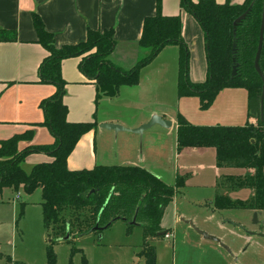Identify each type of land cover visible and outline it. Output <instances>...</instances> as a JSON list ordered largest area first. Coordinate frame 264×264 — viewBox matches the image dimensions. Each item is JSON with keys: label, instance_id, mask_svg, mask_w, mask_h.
<instances>
[{"label": "trees", "instance_id": "obj_1", "mask_svg": "<svg viewBox=\"0 0 264 264\" xmlns=\"http://www.w3.org/2000/svg\"><path fill=\"white\" fill-rule=\"evenodd\" d=\"M263 4L264 0H243L241 3H234L233 0L223 3L180 0L181 9L196 20L204 36L207 68L206 79L200 83H194L189 78L190 55L182 38L180 17L164 16L161 0H156L155 14L143 20L138 44L147 50V56L127 71L108 60L116 44L112 29H88L84 41L56 47L53 35L45 29L41 18L32 13L37 42L47 51V56L38 67V79L55 87L54 93L40 104L43 121L38 125L46 127L54 140L49 145L19 149V142L32 139L33 132L28 130L0 141V192L9 188L16 193L21 190L30 195L40 190L39 204L47 237V264H56L52 248L55 243L68 241L71 236L100 234L119 220L125 222L129 229L140 227L143 230L145 264H154L155 253L149 243L158 234L164 233L160 226L164 210L183 186L180 178L174 185H168L151 171L136 166L96 165L90 169H68L67 158L76 143L83 134L96 127L94 121L71 123L66 119L68 110L63 103L65 82L60 65L69 58H81L80 72L95 83L97 97H114L120 87L137 85L140 68L168 45L179 48L178 98L198 97L199 108L204 111L221 90H246L248 107L245 124L197 126L178 115L176 147L178 151L213 148L217 167L253 171L244 176H223L218 180L213 202L216 209L264 211V118L260 120L263 84L254 69ZM248 8L247 16L234 26L233 22ZM15 39L14 31L0 30V41ZM234 65L236 74L231 77ZM258 65L264 77V30ZM35 153L44 154L50 160L33 165L29 171L24 170L27 157ZM236 189L251 190V197L246 202L231 200L227 191ZM23 209L24 203H21L18 219L22 217Z\"/></svg>", "mask_w": 264, "mask_h": 264}, {"label": "crops", "instance_id": "obj_2", "mask_svg": "<svg viewBox=\"0 0 264 264\" xmlns=\"http://www.w3.org/2000/svg\"><path fill=\"white\" fill-rule=\"evenodd\" d=\"M215 1L223 3L225 0ZM242 1L233 0L234 3ZM155 11L156 0H0V30L14 31L16 35L15 41H0V141L28 130L33 132L32 139L19 142V149L31 145H49L54 140L46 127L38 125L43 121L40 104L54 93L55 87L41 83L38 79V67L47 56V51L37 42L32 13H36L41 18L45 29L53 35L56 47L84 41L88 29H112L116 44L108 60L119 69L127 71L147 56V50L142 49L138 41L144 18L154 15ZM161 13L164 16L178 15L180 17L182 38L190 55L189 78L194 83L203 82L206 79L207 64L204 36L199 24L190 14L181 9L180 0H161ZM178 55V46L164 47L153 60L140 68L138 84L120 87L114 97L102 95L97 97L95 83L86 79L80 72V57L65 59L61 62L60 72L65 82L63 103L68 110L67 121L96 122L94 130L84 135L68 156V169H90L96 165L136 166L151 171L161 179L164 176L161 171V159L165 156L171 157L174 152L173 147L176 148L178 115L197 126H240L246 123L248 95L244 89L221 90L212 105L204 111L199 109L196 97L178 98L176 95ZM123 100L142 108L138 114L125 120L110 117L106 107L102 109L105 104L117 106ZM152 115H159L164 120L170 121L171 126L167 128L157 126L161 130L147 134L149 128L141 135L135 134V136L121 135L119 133L124 131L113 132L99 127L100 124L112 123L124 128H137L148 122ZM156 134L159 136L154 138ZM172 135H174V143ZM138 136H141V143ZM166 137H169L168 141L165 140ZM164 148L165 151L169 149L168 154L165 153L163 157L160 156L162 154H156L157 150L162 151ZM175 157L177 168L191 167L193 178L188 181L189 185L194 184L200 189L209 186L212 193L208 198L196 195L194 201H189L184 193L179 191L169 204L176 203L177 199L184 200L188 204L196 203L202 212L208 213V218L211 220L218 213L221 217L218 221L219 227L225 229L226 220L222 213L226 211H220L213 206L217 182L223 176H244L253 171L245 168H220L215 163V176L211 175L209 181L202 182L201 177L208 164L189 163L187 159L208 157L209 162H213L214 159L216 162L213 148H186ZM48 160L50 158L44 154H31L23 167L28 165L31 168L37 163ZM208 167L212 170L213 166ZM8 189L5 188L0 193ZM19 192L20 198H15L16 200H20L24 195L21 190ZM242 192L244 194L239 198L238 195ZM251 194L249 189L240 193L227 191V195H230L232 199L242 202H246ZM0 201L3 203L2 197ZM247 211L251 216L252 213H256V218L261 214L258 211ZM173 213L174 227L177 229L181 225L183 228V240L179 244L185 255H194L196 259L210 262L215 256L220 258V249H223L219 243L199 235L187 224L189 220L199 230L218 238L226 248L229 257L244 252L240 248L235 250L234 247L229 246L227 236L213 231L215 227L207 223L199 225L197 219L190 215H181L177 211ZM164 214L160 226L164 230V235L165 233L171 235V230L165 228ZM172 234L174 236V233ZM238 236L243 242L250 240V237L243 234ZM160 237L164 236L157 238ZM46 242L45 232V246ZM3 256L0 253V260H3ZM8 258L10 264L15 263L11 256ZM140 260V257L134 256L135 264H138Z\"/></svg>", "mask_w": 264, "mask_h": 264}, {"label": "rangeland", "instance_id": "obj_3", "mask_svg": "<svg viewBox=\"0 0 264 264\" xmlns=\"http://www.w3.org/2000/svg\"><path fill=\"white\" fill-rule=\"evenodd\" d=\"M196 98L198 99L199 107L200 101L198 97ZM105 107L110 113V117H118L124 120L132 118L142 108L126 100L121 101L117 106L105 104L102 109ZM155 126L150 128L147 134H152L155 130H161L157 127L159 125ZM90 132L83 134L80 139ZM119 134L135 136L134 133L127 131ZM158 136L159 134H156L154 138ZM138 137L139 143H141V136ZM171 138L174 143V135ZM165 140L168 141L169 137H166ZM173 150L171 157H163L165 153H169V149L165 151L164 148L162 151L157 150L156 152L158 155L162 154L160 156L163 157L160 165L164 176L162 178L159 175L161 180L168 185H174L177 178L182 179L183 186L178 190L183 192L185 198L189 201H194L196 195L204 198L210 197L212 189L209 186L200 189L194 184H188V181L193 178L190 166L183 167L179 165L180 167H176L177 158L175 155L177 153L180 154L184 149L178 151L177 147H173ZM187 161L189 163L203 162L208 164V166H213L212 170L208 166L205 168L201 177L202 182L209 181L211 175L215 176V159L213 162H209L208 157L203 159L190 157ZM23 168L26 171L30 169L28 165ZM243 190L245 191V189H236L233 190V193H240ZM15 194V191L8 189L0 195L3 199V203L0 201V253L4 255L3 260H0V264H10L9 256L15 261L13 264H47L45 231L41 207L38 205L41 200V192L38 189L30 195L24 194L20 200L15 199ZM242 194L244 193L242 192L238 197L240 198ZM228 197L230 198L231 196L228 195ZM230 199L238 200L232 199V197ZM177 200L176 203H171L167 206L164 214L165 228L171 230L170 238H155L149 243L155 253L154 264H264V211L257 216L256 222H254L253 213L251 216L250 212L247 211L248 209L220 210L226 211L222 213L226 220L224 222L225 229H220L218 221H220L221 217L218 213L211 220L208 218V213L202 212L196 206V203L188 204L184 200ZM21 203H24L23 215L18 219ZM174 211L181 215L195 217L199 225L207 223V225L215 227V229H212L213 231L227 236L226 239L229 246L234 247L235 250L240 248L244 252L229 257L227 250L221 248V257L215 256L213 261L210 262L196 259L194 255H185L181 251V245L179 244L183 240V228L181 225L177 229L174 227ZM172 233H174V236ZM238 234L248 236L250 240L243 242ZM143 242L144 235L140 227L129 229L125 222L119 220L100 234L88 233L82 236H71L68 241L55 243L52 248L56 257V264H135V255L141 258L138 264H145V256L142 254Z\"/></svg>", "mask_w": 264, "mask_h": 264}, {"label": "water", "instance_id": "obj_4", "mask_svg": "<svg viewBox=\"0 0 264 264\" xmlns=\"http://www.w3.org/2000/svg\"><path fill=\"white\" fill-rule=\"evenodd\" d=\"M250 8H248L246 10V12H244L242 15H240L234 22L233 25L236 26L238 23H240L249 13ZM263 30H264V4H263V11H262V19H261V26H260V35H259V42H258V48L256 51V55H255V59H254V69L256 71V73L258 74V76L261 78L262 81V91H261V96H260V120L263 121L264 118V112H263V100H264V77L260 71L259 65H258V60H259V56H260V52H261V47H262V39H263ZM235 31V30H234ZM235 48V44H233V51ZM233 62L234 59H233ZM236 74V65H234L232 67V71H231V77H234ZM154 125H159L161 127L167 128L171 126V122L168 120H164L161 116L159 115H152L150 117V119L148 120V122L142 124L141 126L137 127V128H124L118 124H112V123H104V124H100L99 127L106 129V130H112L114 132L117 131H127V132H131L137 135H141L145 130L151 128ZM253 217L256 218V213L253 214ZM187 224H189L199 235L203 236L206 239L212 240L216 243H219L221 247L225 248L221 243L220 240L214 236H210L208 234H206V232L199 230L198 228H196L192 221H187ZM158 236H164V233H160L158 234ZM68 236L64 239H67ZM226 249V248H225Z\"/></svg>", "mask_w": 264, "mask_h": 264}, {"label": "built area", "instance_id": "obj_5", "mask_svg": "<svg viewBox=\"0 0 264 264\" xmlns=\"http://www.w3.org/2000/svg\"><path fill=\"white\" fill-rule=\"evenodd\" d=\"M20 195H21L20 192H17L15 198L16 199H19L20 198ZM164 237L165 238H170V234H165Z\"/></svg>", "mask_w": 264, "mask_h": 264}]
</instances>
